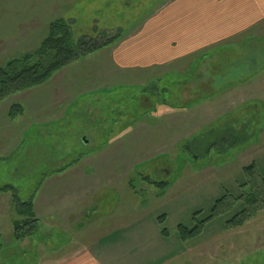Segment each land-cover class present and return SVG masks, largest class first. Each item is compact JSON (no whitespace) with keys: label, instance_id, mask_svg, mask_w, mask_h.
Returning <instances> with one entry per match:
<instances>
[{"label":"rangeland","instance_id":"obj_1","mask_svg":"<svg viewBox=\"0 0 264 264\" xmlns=\"http://www.w3.org/2000/svg\"><path fill=\"white\" fill-rule=\"evenodd\" d=\"M162 1L0 0V47L6 50L0 66L36 49L55 18L70 21L75 41L102 32L121 37ZM245 33L246 38L234 34L229 42L218 40L206 48H212L206 60L196 58L202 51L195 50L136 71L116 68L105 47L78 58L43 85L2 100L0 187L11 183L22 201L32 200L39 229L28 241H15L12 195L1 194L0 264H38L37 243L58 249L64 234L55 220L85 200L89 205L66 220L70 226L89 223L80 237L95 241L116 231L117 244L127 247L121 263H172L169 251L184 250L186 260H207L201 264H245L243 258L252 254L241 252V242L264 230V210L240 227L245 238L239 227L226 226L242 201L205 220L216 200L241 194L247 166L254 164L264 177V16ZM196 98L193 106L181 107ZM14 102L23 105L22 114L10 119ZM232 118L238 125L248 121V139L207 147L209 130ZM78 193L82 198L72 197ZM202 220L200 234L181 238L179 225L190 229ZM73 235L80 242L78 231ZM46 259L59 256L39 264Z\"/></svg>","mask_w":264,"mask_h":264},{"label":"crops","instance_id":"obj_2","mask_svg":"<svg viewBox=\"0 0 264 264\" xmlns=\"http://www.w3.org/2000/svg\"><path fill=\"white\" fill-rule=\"evenodd\" d=\"M148 13L150 15L146 17L139 27L124 34L111 46H108L110 47L108 48L110 60L115 63L114 66L116 68L118 67L123 71H136L137 69H148L160 64L166 65L171 60L183 59L184 54L195 50L202 51L196 58L206 60L209 57L208 55H210L209 50L212 49L206 48L211 47L218 40H227L229 42V39L234 34L238 35V38L247 37L245 30L253 27L264 16V0H163L155 10ZM254 34L252 32L250 37ZM5 52V46L0 47V55ZM242 67L249 70L246 65ZM164 74L165 72L158 79ZM190 106L193 105L190 104ZM56 169L57 172L63 168L60 166V169ZM64 173L65 170L61 172V175ZM83 195L78 193L77 195H72V197L79 196V198H82ZM79 204V201L74 202L73 208H67L66 211H62L60 219L55 218L54 226L60 225L61 228L57 227L58 231L60 234H64L63 243L56 247L58 249L53 250L48 246L43 247L39 243L35 245V248L38 249L37 251H40L37 256L41 261L39 260L38 264L53 254L58 255L59 259H52V261L46 259L44 263L127 264V262H120L127 247L123 244H117L115 240L116 231L109 230V228V233H106L104 238L95 241L96 238L93 237H80L91 227L89 223L82 226L75 223L70 226L68 220H66L67 216L79 212L86 205H89L86 200L84 206H79ZM108 216H110L109 213L106 214V217ZM253 220H250V222H254ZM242 226L237 228V233L239 234L240 232V235L244 237L242 231H239ZM71 227H75L72 231L73 234L78 231L80 242L73 234H68ZM140 236L144 238L147 235L142 233ZM230 237L233 238V236ZM254 237L252 239L244 237L245 239L241 242V252L252 254L247 255L248 258H243V263L264 264V230ZM256 242L260 244L255 245ZM233 249V245L230 246V250ZM169 252H171L169 260H174V262H167V264H201L207 262L205 259H184V250L176 251V253H180L177 255H174L172 251ZM205 254V252H202L200 257ZM133 261L131 260L132 264H136Z\"/></svg>","mask_w":264,"mask_h":264},{"label":"trees","instance_id":"obj_3","mask_svg":"<svg viewBox=\"0 0 264 264\" xmlns=\"http://www.w3.org/2000/svg\"><path fill=\"white\" fill-rule=\"evenodd\" d=\"M47 30V36L42 39V43L36 49L24 53L20 58L11 59L3 66H0V102L11 95L43 85L57 71L64 69L70 63L78 60V58L89 56L93 52L111 46L120 38L118 32L112 37L102 32L98 38L81 36L75 41L73 40L70 21L63 18L53 19V21L49 22ZM178 82L180 81H173V83ZM143 90L147 89L144 88ZM160 90L163 91V94L167 92L163 86H161ZM199 97L204 98L203 96ZM196 100L197 98L185 101L181 107H189ZM22 108L23 105L21 103H12L7 112L8 117L11 119L22 114ZM236 121V118H232L209 130L206 135L211 136L212 140L207 147L221 142L224 144H222L223 147L244 143L249 136L250 128L246 124L248 121L241 125L236 124ZM196 141L198 140L194 139L188 142L185 147L191 146ZM245 172L249 174V177L241 184V194L235 197L226 194L216 200L212 213L205 220L211 219L222 212L224 213L227 207H232L237 201H242L243 207L226 221L227 227L237 228L242 226L250 218L264 210V177L256 172L254 164L247 166ZM3 193L12 195L11 201L17 215L12 220L14 240L28 241V237L34 236L39 229V218L35 217L32 200L22 201L12 184L2 185L0 187V195ZM204 224L205 221L202 220L190 229L179 225V234L183 240L191 239L200 234ZM163 233L165 234V231ZM1 246L2 243L0 242V249Z\"/></svg>","mask_w":264,"mask_h":264}]
</instances>
